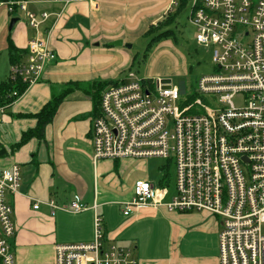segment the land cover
<instances>
[{
  "label": "built area",
  "instance_id": "2783aa9c",
  "mask_svg": "<svg viewBox=\"0 0 264 264\" xmlns=\"http://www.w3.org/2000/svg\"><path fill=\"white\" fill-rule=\"evenodd\" d=\"M6 3L10 12H24L37 30L51 16L31 10L28 0ZM191 4L197 41L214 46L217 71L201 77L188 92L172 79L141 77L129 70L102 92L91 131L93 158L170 161L174 192L161 179H139L132 197L122 203L124 214L162 205L209 212L221 221L220 264H264V0ZM56 55L44 36L30 38L25 57L12 64L10 72L11 80L26 89L13 90L10 103L0 92V122L42 79ZM21 171L19 163L0 167V264H16L15 206L9 195L18 192ZM49 205L53 212L59 207L54 200ZM97 207L94 239L57 244L55 263L140 264L132 248L108 240ZM87 208L78 194L68 207L74 212Z\"/></svg>",
  "mask_w": 264,
  "mask_h": 264
},
{
  "label": "crops",
  "instance_id": "0c3cea01",
  "mask_svg": "<svg viewBox=\"0 0 264 264\" xmlns=\"http://www.w3.org/2000/svg\"><path fill=\"white\" fill-rule=\"evenodd\" d=\"M28 1L37 14L51 13L40 30L27 22L24 12L13 14L0 0V84L10 77V44L23 54L30 38L41 35L57 55L42 79L8 109L0 125L10 116L17 130L34 127L37 119L29 114L39 112L66 89H74L46 125L42 138L13 148V157L6 150V158L0 160V167L19 163L22 169L20 188L9 195L15 206L16 264H56L57 244L92 241L95 205L104 217L108 240L132 248L140 264H220L219 217L206 211L170 210L165 205L125 215L122 203L132 197L137 180L148 178L128 175L122 184L120 167L135 159L95 161L92 156L96 87L122 79L132 68L133 55L111 42H124L129 35L157 26L172 12L176 0ZM14 17L20 19L10 28ZM21 136L15 133L17 142ZM77 194L86 210L68 209ZM50 200L59 206L54 212Z\"/></svg>",
  "mask_w": 264,
  "mask_h": 264
},
{
  "label": "rangeland",
  "instance_id": "374dc122",
  "mask_svg": "<svg viewBox=\"0 0 264 264\" xmlns=\"http://www.w3.org/2000/svg\"><path fill=\"white\" fill-rule=\"evenodd\" d=\"M176 2L171 4L175 20L163 28L173 30V36L154 43L148 49V43L155 34L149 35L147 31H144L127 36L122 46L133 55L132 68L129 70L135 71L141 77L172 79L174 85L191 92L196 89L201 77L217 71L213 58L214 46L200 44L197 41L195 27L190 21L191 2L181 11H179L180 0ZM0 128L2 129L0 130V147L7 150L9 157H13V145L17 142L15 133L19 131L20 136L23 129L17 130L13 127L10 116L5 118ZM6 156H1L0 160ZM164 163L165 160L162 158L137 159L126 168L120 167L121 183H125L128 175L133 176L134 179L148 178L157 181L162 177L161 167ZM171 175L174 176L173 166H171ZM134 179L130 182L132 183ZM171 185L173 189V181Z\"/></svg>",
  "mask_w": 264,
  "mask_h": 264
},
{
  "label": "trees",
  "instance_id": "16d2710c",
  "mask_svg": "<svg viewBox=\"0 0 264 264\" xmlns=\"http://www.w3.org/2000/svg\"><path fill=\"white\" fill-rule=\"evenodd\" d=\"M5 2H9L10 0H2ZM191 0H180L179 4V11L183 10V8L190 3ZM17 8L15 9V12L13 14L17 13ZM12 13V12H11ZM175 20V15L170 12L162 21L159 22L157 26L151 25L149 30L147 31V34H155V36L149 41L148 43V49H150L154 43L162 41L165 38L171 37L174 35V31L171 29H163L165 26H168L170 23H172ZM159 28V29H157ZM158 30V31H157ZM27 52V49H26ZM23 53V54H26ZM23 54H20L19 50H17L14 45L10 44V60L12 64L17 63L21 61L23 58ZM117 81H110L105 83H100L96 87V103H95V109L93 114V120L100 114V103H101V97L102 92L104 90V87L109 86L110 84L116 83ZM19 89L20 91H25L26 86L23 84H18L17 82H14L9 77L8 80L2 82L0 84V92L2 94L3 99H6L7 103L13 102L14 97L11 96V93L13 90ZM74 87L66 89L61 95L54 97L50 101H48L42 109L33 115L37 119V124L34 127L28 128L27 130L23 131L20 141H18L14 147V149L21 147L25 143H27L30 139L37 137L42 138L45 132L46 125L51 122L56 115V112L62 103L63 99L66 97V95L72 90ZM183 89V88H182ZM194 95L190 98L193 99ZM3 156V154L0 153V157ZM171 162L168 161L164 163V165L161 167V171L163 172V178H161V184H171L173 181V177L171 175Z\"/></svg>",
  "mask_w": 264,
  "mask_h": 264
},
{
  "label": "water",
  "instance_id": "95a60500",
  "mask_svg": "<svg viewBox=\"0 0 264 264\" xmlns=\"http://www.w3.org/2000/svg\"><path fill=\"white\" fill-rule=\"evenodd\" d=\"M20 18H18V17H14L12 20H11V24H10V28H12L14 25H15V23L19 20ZM124 44V42H123V40H116V41H113V42H111V45H113V46H122ZM128 47H131V45H128ZM170 80L171 79H165V81H167V82H170ZM0 153L1 154H5L6 153V149H2L1 151H0Z\"/></svg>",
  "mask_w": 264,
  "mask_h": 264
}]
</instances>
